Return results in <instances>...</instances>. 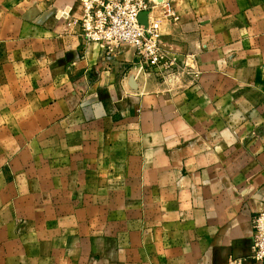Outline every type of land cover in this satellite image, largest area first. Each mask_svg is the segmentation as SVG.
<instances>
[{
    "label": "crops",
    "instance_id": "1",
    "mask_svg": "<svg viewBox=\"0 0 264 264\" xmlns=\"http://www.w3.org/2000/svg\"><path fill=\"white\" fill-rule=\"evenodd\" d=\"M165 77L87 42L79 0H0V264H264V0H175Z\"/></svg>",
    "mask_w": 264,
    "mask_h": 264
},
{
    "label": "built area",
    "instance_id": "2",
    "mask_svg": "<svg viewBox=\"0 0 264 264\" xmlns=\"http://www.w3.org/2000/svg\"><path fill=\"white\" fill-rule=\"evenodd\" d=\"M81 16L69 26L79 27L87 42L102 45L108 54L127 46L135 50L140 66L163 73L165 77L178 74L199 77L189 65L175 72V58L162 44L164 21L178 23L175 0H79ZM147 14V25L140 16ZM254 257L264 263V210L254 214Z\"/></svg>",
    "mask_w": 264,
    "mask_h": 264
},
{
    "label": "water",
    "instance_id": "3",
    "mask_svg": "<svg viewBox=\"0 0 264 264\" xmlns=\"http://www.w3.org/2000/svg\"><path fill=\"white\" fill-rule=\"evenodd\" d=\"M139 20L141 24L147 25V14H142Z\"/></svg>",
    "mask_w": 264,
    "mask_h": 264
}]
</instances>
